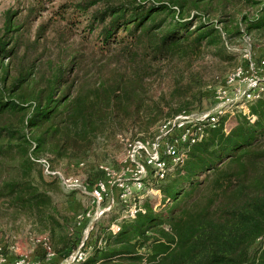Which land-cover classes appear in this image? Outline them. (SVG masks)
Returning <instances> with one entry per match:
<instances>
[{
  "label": "trees",
  "instance_id": "obj_1",
  "mask_svg": "<svg viewBox=\"0 0 264 264\" xmlns=\"http://www.w3.org/2000/svg\"><path fill=\"white\" fill-rule=\"evenodd\" d=\"M50 1L3 13L0 220L31 223L60 261L83 235L38 160L88 163L93 184L101 140L155 138L163 121L201 112L207 89L246 64L232 48L249 38L264 54V0H70L32 35ZM248 108L181 146L161 181L151 168L158 203L151 193L134 218L120 220L127 204L105 213L80 264H264V92Z\"/></svg>",
  "mask_w": 264,
  "mask_h": 264
},
{
  "label": "built area",
  "instance_id": "obj_2",
  "mask_svg": "<svg viewBox=\"0 0 264 264\" xmlns=\"http://www.w3.org/2000/svg\"><path fill=\"white\" fill-rule=\"evenodd\" d=\"M245 43L249 45L245 49H231L233 52L241 53L246 64L233 70L224 83L213 90L216 99L215 106L208 112L184 113L163 121L155 138L136 142L126 139L128 148L134 152L130 165H125L119 170L102 163L99 168L104 173L103 178L91 184L88 176L68 175L61 168H54L47 159L38 160L43 166L44 174L56 178L66 192L88 194L92 199V208L85 209L76 217V231L82 227L85 220H88V224L84 227L85 236H82L78 247L69 257L60 260V264H80L89 257L90 252L85 240L90 232L95 229L96 222L112 209L111 206H102L110 187L117 186L121 192L122 204L129 205L127 210L122 213L120 220L134 218L141 210L142 199L153 193L152 188L147 189L145 182L151 168L155 170L156 179L159 178L161 181L171 170L172 165H177L183 161L184 153H180L181 146L200 141L206 128L214 127L221 115L234 114L238 108L245 109L244 113L249 112L248 104L261 92H264V54L259 57L252 53L249 38L245 39ZM262 70L263 72L260 74ZM243 84H246L247 87L240 98L231 99L227 97L230 89H240V85ZM254 119L255 116H252V120ZM79 164L81 167L85 166V162ZM111 229L117 232L119 230L118 224L113 223ZM31 234H33L31 237L34 245L32 257L20 253V256L17 255L12 262L5 255L7 254L5 249L14 250L15 244L10 245L13 239L9 234H6L5 243H9V246H5V243L0 244V264H59L55 262L56 254L51 246L49 236L36 232Z\"/></svg>",
  "mask_w": 264,
  "mask_h": 264
},
{
  "label": "rangeland",
  "instance_id": "obj_3",
  "mask_svg": "<svg viewBox=\"0 0 264 264\" xmlns=\"http://www.w3.org/2000/svg\"><path fill=\"white\" fill-rule=\"evenodd\" d=\"M70 0H51L49 3H46V6L44 8V11L42 12V16L33 24L32 26V35L36 32V28L38 23L41 21H48L49 19L53 21L52 25H57L56 19L59 18L58 13L60 11L61 4L66 3ZM32 4V0H0V30L2 29L3 22H4V16L3 13L7 10H25L27 6ZM60 21V19H59ZM251 42V41H250ZM249 45L246 43H241L239 46L235 48L239 49H245ZM252 53L255 54V56L258 55L259 52H261L262 46L260 44H256V48H254L252 42L250 43ZM254 49H259L256 52H254ZM257 54V55H256ZM263 70L260 74H262ZM264 75V74H263ZM247 85L243 84L240 85V89H230L227 93L228 98H240L242 94L244 93ZM216 86H211V88L207 89L206 96L203 99L202 107H201V113L210 111L216 104V99L214 98V89ZM243 113L245 112V109L242 110ZM192 113H200L197 110L193 111ZM228 125V126H227ZM226 125V127L229 129L234 125V122L231 121ZM131 135H118L114 138H111L110 140H101L95 154L90 159V162H92L93 165H98L100 163H106L110 165L113 169H122L125 167V165H130L131 157L134 155V152L131 150V148H128L127 140H130ZM127 139V140H126ZM80 163V162H79ZM79 163H64L61 168L66 174L68 175H75V176H88L90 175H96L95 169H92L89 164L85 163L84 167H81ZM91 168V169H90ZM59 182V181H58ZM153 194L155 197L153 198V202L156 204L158 203L157 200H160L161 196L158 191L153 189ZM120 189L117 186L110 187L107 195L104 197L102 206L103 207H109L111 206L112 209L110 212L114 211V213H118V207L123 203L120 199ZM151 194V193H150ZM54 199L59 206V208L70 217L71 220L76 222V217L78 214L82 213L85 209L92 208V199L88 194L80 193V192H72L68 193L66 192L61 184L59 183V189L57 192L53 193ZM160 208H158L159 210ZM88 224V220H85L82 224V227L78 230L79 233L84 235V227ZM36 232L34 230V227L29 222H22V223H8L6 221L0 220V244L5 243V235L9 234L13 241L10 243L15 244V251L14 250H8L7 254H5L10 261H14L17 255L20 253L24 256L32 257L33 255V239L31 233ZM31 234V235H30ZM32 236V237H31ZM94 241V240H92ZM5 246H9V243H5ZM20 256V255H19ZM57 263H61V261H55Z\"/></svg>",
  "mask_w": 264,
  "mask_h": 264
}]
</instances>
